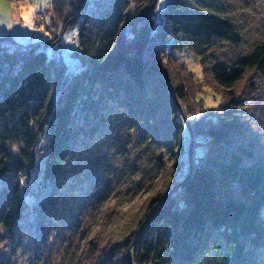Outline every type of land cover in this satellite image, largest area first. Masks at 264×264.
I'll return each instance as SVG.
<instances>
[{
  "label": "trees",
  "instance_id": "trees-1",
  "mask_svg": "<svg viewBox=\"0 0 264 264\" xmlns=\"http://www.w3.org/2000/svg\"><path fill=\"white\" fill-rule=\"evenodd\" d=\"M230 2L166 0L150 33L155 0H52L51 40L0 35V264H41L65 236L83 160L101 141L123 181L155 170L163 191L138 229L98 230L42 264H264V35L248 45ZM70 29L75 70L48 50ZM186 49L217 106L196 90ZM191 132L204 153L188 172Z\"/></svg>",
  "mask_w": 264,
  "mask_h": 264
},
{
  "label": "rangeland",
  "instance_id": "rangeland-1",
  "mask_svg": "<svg viewBox=\"0 0 264 264\" xmlns=\"http://www.w3.org/2000/svg\"><path fill=\"white\" fill-rule=\"evenodd\" d=\"M51 2L52 0H50V4H42L38 7V10L34 12L31 27H28L25 25L22 16L29 8L36 7L33 0H5V3L11 7L9 8L8 23L0 24V35L7 38L13 37L17 44L40 43L51 40V33L47 29L51 20V14H48L51 9ZM165 2L166 0H157L155 6L153 4L154 8L152 6L150 10L149 26L150 20L154 23L153 28L163 24L165 18L160 11L165 7ZM230 3L232 7L229 10L234 15L239 16L242 24L245 25L240 24L245 29L244 33H247L244 39L248 41V45L253 40L261 38L264 35V0H231ZM245 9L251 11L252 18H247L242 14ZM152 31L153 29L150 30L149 28V32ZM76 35L77 30L70 29L63 39V48H58L56 51L48 49L50 54H55L60 59H64L70 70H75L79 64L78 59L71 56V48L76 40ZM170 47H168V53ZM244 48L245 46H242L236 50L243 52ZM182 57L183 59H181L187 62V66L195 73L194 79L199 84L196 90L204 98L206 105L208 107L217 106L220 99L212 91V86H208L198 56L193 51L186 49ZM162 82L167 86L164 80ZM176 103L185 116L182 104L177 99ZM193 135L194 137L187 142L188 154L186 159L188 167H186V171L188 172L191 143H193V168L198 158L204 153L203 146L199 145L201 141L198 142V137L194 133ZM111 146L102 143V141L97 142L90 150L91 154L84 158L82 166L85 175L78 192H76L78 194L76 202L67 204L73 225L68 224L65 227L66 229L71 227L74 232H71L70 228L68 232H65L63 238L54 239L52 246L42 254L41 264L49 253H51V257H58V254L65 251L69 244L76 242L79 251L83 250L86 241L90 240L98 230H105V237L108 235L120 238L124 233L138 229L147 216L149 200L163 191V178L161 175H157L155 170L146 173L134 172L123 181L120 178L122 177V170L117 167L121 159L115 158L113 153L117 154V152ZM105 184L107 186L103 189V192L106 193L105 198L99 199L95 189H99ZM87 190L89 194H87ZM87 235L88 237L84 240Z\"/></svg>",
  "mask_w": 264,
  "mask_h": 264
},
{
  "label": "snow or ice",
  "instance_id": "snow-or-ice-1",
  "mask_svg": "<svg viewBox=\"0 0 264 264\" xmlns=\"http://www.w3.org/2000/svg\"><path fill=\"white\" fill-rule=\"evenodd\" d=\"M36 7L29 8L28 11L23 13V20L25 25L31 27L34 12L38 10V7L42 4H50V0H33ZM11 6L5 3V0H0V24H6L9 20V8ZM43 31V29H41Z\"/></svg>",
  "mask_w": 264,
  "mask_h": 264
},
{
  "label": "water",
  "instance_id": "water-1",
  "mask_svg": "<svg viewBox=\"0 0 264 264\" xmlns=\"http://www.w3.org/2000/svg\"><path fill=\"white\" fill-rule=\"evenodd\" d=\"M156 1L157 0H155V3H156ZM155 3H154V6H155ZM154 6H153V8H154ZM153 26H154V23H153V21L152 20H150V30H152L153 29ZM194 137V135H193V133L191 132V138H193ZM193 143H191V146H190V152H189V163H190V170H192L193 169ZM189 176V175H188ZM188 178V177H187ZM187 178L185 179V180H187ZM185 180L182 182V183H180V184H178V185H176L172 190H171V192H170V194H169V196L167 197V199L164 201V203L172 196V195H174L178 190H179V188L184 184V182H185Z\"/></svg>",
  "mask_w": 264,
  "mask_h": 264
}]
</instances>
